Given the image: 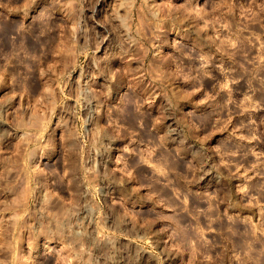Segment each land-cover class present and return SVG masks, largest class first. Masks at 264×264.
<instances>
[{"label": "rangeland", "instance_id": "1", "mask_svg": "<svg viewBox=\"0 0 264 264\" xmlns=\"http://www.w3.org/2000/svg\"><path fill=\"white\" fill-rule=\"evenodd\" d=\"M155 7L0 0V264H264V0Z\"/></svg>", "mask_w": 264, "mask_h": 264}, {"label": "bare ground", "instance_id": "2", "mask_svg": "<svg viewBox=\"0 0 264 264\" xmlns=\"http://www.w3.org/2000/svg\"><path fill=\"white\" fill-rule=\"evenodd\" d=\"M169 1V3H170V5L172 4V0H168ZM146 2H147V4H148V7H149V9H150V11L152 12V14H154V16L155 17H157L158 16V10L156 9V7H155V0H146ZM174 4V3H173ZM169 6V5H168ZM173 6V5H172ZM185 16V15H184ZM187 16V15H186ZM184 18V17H183ZM156 24H157V27H158V30L161 28V27H163V23L162 22H160V20H158L157 22H156ZM169 26V25H168ZM171 27V26H170ZM172 28V27H171ZM171 28H170V30H171ZM176 30H177V28H175Z\"/></svg>", "mask_w": 264, "mask_h": 264}]
</instances>
